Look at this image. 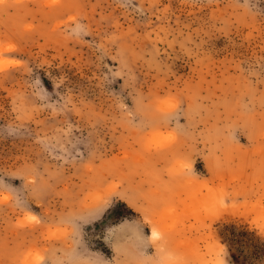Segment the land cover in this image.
<instances>
[{
	"label": "rangeland",
	"instance_id": "374dc122",
	"mask_svg": "<svg viewBox=\"0 0 264 264\" xmlns=\"http://www.w3.org/2000/svg\"><path fill=\"white\" fill-rule=\"evenodd\" d=\"M0 264H264V0H0Z\"/></svg>",
	"mask_w": 264,
	"mask_h": 264
}]
</instances>
